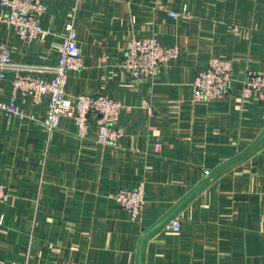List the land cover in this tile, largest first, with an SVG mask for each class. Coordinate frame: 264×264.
<instances>
[{
  "label": "crops",
  "instance_id": "crops-1",
  "mask_svg": "<svg viewBox=\"0 0 264 264\" xmlns=\"http://www.w3.org/2000/svg\"><path fill=\"white\" fill-rule=\"evenodd\" d=\"M41 1L46 32L30 40L0 6L12 59L55 64L71 21L82 67L67 73L65 91L118 101L123 136L118 147L97 144L95 117L85 138L66 116L46 132L47 97L16 92L7 72L0 100L14 95L25 115L0 113V264H264V141L202 184L264 133V102L242 94L246 73L264 70V0ZM184 9L187 18L170 15ZM143 37L176 45L179 58L131 75L124 52ZM212 57L231 63L229 91L195 101L193 79ZM138 186L144 202L132 219L113 195ZM173 217L179 230L166 227Z\"/></svg>",
  "mask_w": 264,
  "mask_h": 264
},
{
  "label": "built area",
  "instance_id": "built-area-1",
  "mask_svg": "<svg viewBox=\"0 0 264 264\" xmlns=\"http://www.w3.org/2000/svg\"><path fill=\"white\" fill-rule=\"evenodd\" d=\"M0 6L8 9L7 22L23 40L46 32L38 22L44 9L41 0H0ZM170 15L187 18L190 14L184 9L180 14L170 12ZM58 53L53 65L18 63L12 59L7 43L0 39V80L12 71V86L16 92L29 94L34 101L47 97V109L40 122L46 132L57 129L61 117L66 116L74 121L75 135L85 138L90 120L95 117V142L101 146L118 147L123 136V129L118 125L122 105L104 92L71 95L65 91L67 73L82 67L78 35L71 21L64 23V36L58 45ZM179 56L176 45L162 44L154 37L133 38L127 44L121 66L135 77L153 76L160 65L174 61ZM232 73L231 63L227 59L212 57L193 79V100L220 99L225 96L229 91ZM242 94L245 97L255 94L259 101L264 102V70L246 73ZM15 100L14 95L9 101L0 100V113L23 117L25 114ZM143 195V187L138 186L133 189L121 188L113 197L132 219H138L144 202ZM6 197L5 187L0 184V201H5ZM180 226L178 217L171 218L166 224L167 228L173 230H179ZM52 264L75 263L62 261Z\"/></svg>",
  "mask_w": 264,
  "mask_h": 264
},
{
  "label": "water",
  "instance_id": "water-1",
  "mask_svg": "<svg viewBox=\"0 0 264 264\" xmlns=\"http://www.w3.org/2000/svg\"><path fill=\"white\" fill-rule=\"evenodd\" d=\"M264 141V133L260 136V138L251 146L249 147L247 150H245L244 152H242L241 154H239L238 156L228 160L227 162L221 164L220 166H218L214 171H212L206 178L205 180L202 182L205 183L212 175H214L215 173H217L218 171H220L221 169L227 167L228 165L232 164L233 162L237 161L238 159L242 158L243 156H245L246 154H248L249 152H251L253 149H255L256 147H258L262 142ZM200 184L199 186H197L188 196H186L177 206L176 208H174V210H172L171 212H169V214L163 218L158 224H156L152 230L156 229L157 227H159L161 224H163L171 215H173L176 211V209L182 205L197 189H199V187H201ZM151 230V231H152Z\"/></svg>",
  "mask_w": 264,
  "mask_h": 264
}]
</instances>
